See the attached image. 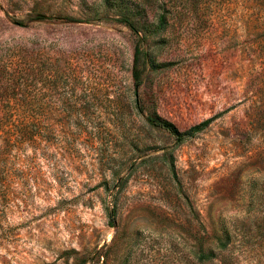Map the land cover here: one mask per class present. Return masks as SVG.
<instances>
[{
	"label": "rangeland",
	"instance_id": "1",
	"mask_svg": "<svg viewBox=\"0 0 264 264\" xmlns=\"http://www.w3.org/2000/svg\"><path fill=\"white\" fill-rule=\"evenodd\" d=\"M122 1L0 0V83L36 54L54 127L0 178V264H203L223 227L264 264V21L226 0L131 29Z\"/></svg>",
	"mask_w": 264,
	"mask_h": 264
},
{
	"label": "trees",
	"instance_id": "2",
	"mask_svg": "<svg viewBox=\"0 0 264 264\" xmlns=\"http://www.w3.org/2000/svg\"><path fill=\"white\" fill-rule=\"evenodd\" d=\"M103 5H109V0H102ZM226 0H123L119 8L120 17L118 20L133 29L135 15L143 14L151 16L157 21L156 29L160 28L168 15H173V9H178L176 13L200 14L211 4L226 3ZM252 16L264 21V0H249ZM180 6V8H177ZM119 7V5H118ZM211 15L214 12L206 11ZM205 13V12H204ZM24 67L19 69L21 83L17 82L19 77L12 75L11 82L7 84L0 83V178H6L9 171L5 168L9 161L22 163L28 166L34 164L40 155L38 151L39 131L54 130L53 124L47 122L42 124V118L38 112V102L34 96L28 94L29 84L36 83L40 71L37 68L38 57L36 54L24 53L22 55ZM33 64V65H31ZM35 64V65H34ZM16 78V79H15ZM133 92L136 93L139 85L136 72L132 71ZM21 91V92H20ZM150 125L161 126L180 139L181 134L169 124L160 122L151 117L146 118ZM199 127H196L198 129ZM5 142V145L2 143ZM24 145L31 148L29 153L22 151ZM25 150V149H24ZM236 234L228 228L223 227L220 234L215 237V244L208 248H203L199 252L201 263H208L217 260L219 264H234L235 259L231 256L232 238Z\"/></svg>",
	"mask_w": 264,
	"mask_h": 264
}]
</instances>
